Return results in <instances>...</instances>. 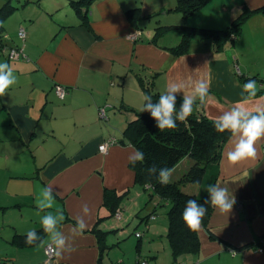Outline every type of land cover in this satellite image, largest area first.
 I'll return each instance as SVG.
<instances>
[{
    "label": "crops",
    "instance_id": "1",
    "mask_svg": "<svg viewBox=\"0 0 264 264\" xmlns=\"http://www.w3.org/2000/svg\"><path fill=\"white\" fill-rule=\"evenodd\" d=\"M7 1L0 0V8ZM9 1L16 10L2 24L1 33L7 36L3 42L22 55L10 60L0 49V62H9L17 77L0 94V264H98L101 258V264H137L140 259L146 264H174L173 254L161 263L159 246L146 243L148 236L154 242L159 236L166 238L168 217L162 223L160 216H167L169 204L152 198L148 185L136 183L129 161L136 149L125 135L126 128L142 112L144 87L150 84L156 93L171 83L184 84L175 94L177 100L182 101L185 93L192 95L194 108L215 120L242 99L244 79L254 78L257 94L244 106L249 111L264 108V0L221 2L216 6L223 22L210 27L191 19L215 0L189 19L174 14L164 22L162 16L172 15L166 6L171 10L176 5L167 0L149 4L92 0L82 4L81 14L72 0ZM137 7L146 17L159 14L156 21L168 26L185 23L224 29L246 11L251 16L240 35L220 49L212 39L197 37L189 52L176 56L162 47L168 38L157 45L152 41L155 30L137 28L128 15ZM21 27L26 30L25 40L19 36ZM201 79L208 82L209 94L197 103L194 83ZM55 85L67 88L64 100L56 96ZM101 108L107 119L100 117ZM109 138L116 143L102 154L99 146ZM235 142L232 137L225 144L214 184L234 194L236 203L228 215L211 205L209 222L199 227L201 252L181 258L185 264H264V252L258 251L264 246V138L256 142L255 157L233 163L227 153ZM193 163L186 157L170 178L179 180L176 172L183 167L181 172L186 173ZM45 186L52 188L56 199L52 209L39 210L37 200ZM191 186L186 187L193 194ZM204 186L197 185L195 193ZM105 189L121 197L115 215L104 204ZM158 203L165 210L155 208ZM84 204L90 210L86 215ZM57 208L65 215L57 230L71 237L73 250L50 258L45 251L50 240L40 218ZM81 216L87 227L83 235L73 236L71 230ZM31 229L40 233L42 242H25ZM94 229L106 233L103 257ZM133 235L138 246L128 260L124 246Z\"/></svg>",
    "mask_w": 264,
    "mask_h": 264
},
{
    "label": "trees",
    "instance_id": "2",
    "mask_svg": "<svg viewBox=\"0 0 264 264\" xmlns=\"http://www.w3.org/2000/svg\"><path fill=\"white\" fill-rule=\"evenodd\" d=\"M92 0L73 1L72 5L79 14L82 11V4L87 2L89 5ZM212 0H176L174 9L169 10L174 14L181 15L184 19H189L197 12L207 6ZM16 7L10 4L8 0L3 7L0 8V47L6 46L3 42L5 35H2V24L4 20L14 11ZM264 10V9H263ZM131 19L139 30H142V22L144 20L156 19L159 14H152L143 16L140 7L134 8L128 12ZM251 13L244 12L236 21L229 27L224 29H209L192 27L185 23H180L174 26L161 25L160 21H156L154 27L155 35L153 42L157 45L159 41L173 32H178L177 40L179 42L175 45L165 44L163 49L168 50L176 56H181L189 52L193 39L201 38L212 39L217 48L220 49L224 44L237 38L243 30V26ZM2 35V36H1ZM4 37V38H3ZM8 59L7 54L2 53ZM14 60V59H10ZM254 79V78H250ZM244 83L249 80L244 79ZM152 84L144 87L146 95H151L153 100H158L160 93L152 90ZM182 101L177 100V111ZM197 103H200L198 101ZM213 121L207 118L203 113L193 108V113L185 121H177V127L173 129L159 130L156 126L154 119L148 112H138L137 119L128 124L125 135L130 139L131 144L135 149L144 152V160L137 162L135 166L130 164L131 169L135 172L136 183L146 187L148 185L153 189V197H158L161 203H168L169 208L167 217L169 221L168 234L170 247L172 250L174 264H185L181 258L186 256H196L201 252V237L199 229L196 231L191 230L183 219V210L188 199H196L198 203H204L207 197L206 187L208 184H214L218 178L219 161L222 156L225 144L232 138L227 131L224 133H217L213 128ZM190 157L193 160V165L184 173L177 181L167 183L161 182L157 179L156 174L149 173L148 169L155 165L157 171L159 168L166 167L171 172L186 158ZM170 172V173H171ZM199 186L205 184L204 190L201 193L191 194L187 185ZM120 196L115 191L105 189L104 204L109 206L112 210V215L116 213L115 209L118 207ZM164 204H156L155 208L162 207ZM156 210H154L155 212ZM211 216V205H208V211L201 221V225L206 226ZM101 245V257L107 249L105 239L106 233H101L100 230H95ZM212 239H217L211 234ZM102 258L98 264H101ZM138 264V263H137Z\"/></svg>",
    "mask_w": 264,
    "mask_h": 264
},
{
    "label": "clouds",
    "instance_id": "3",
    "mask_svg": "<svg viewBox=\"0 0 264 264\" xmlns=\"http://www.w3.org/2000/svg\"><path fill=\"white\" fill-rule=\"evenodd\" d=\"M16 75L9 62H0V94L16 82ZM182 83H171L165 91H162L158 100H153L151 95L144 96L142 112L150 113L159 130L173 129L177 127V121H185L192 113L194 108V97L186 94L177 111L178 91L184 89ZM257 81L249 79L242 85L240 93L242 99L236 102V106L230 110L223 112L213 121V128L217 133H230L231 137L236 138L234 147L228 151L227 157L229 161L236 163L241 160L255 157L257 154L256 142L260 138H264V108H257L255 111H249L245 106V102L255 97L257 94ZM194 92L198 96L200 103H203L209 94V84L201 79L194 83ZM109 148L107 143L99 146L100 152L105 153ZM144 160V152L137 149L129 156L130 163L135 166L137 162ZM149 173L156 174L157 179L163 183H167L170 178L171 170L166 167L159 168L153 165L148 169ZM147 187V185H145ZM207 197L204 203H198L196 199L187 200L183 210V219L186 225L193 231L199 229L203 217L208 211V205H212L222 214H229L236 203L234 194L230 195L227 188L220 187L218 184H208L206 187ZM55 196L52 188L45 186L42 189V198L37 200V208L39 210L52 209ZM87 204L83 205L84 214L89 213ZM64 212L57 208L55 211H46L40 218L43 231L48 234L50 243L45 251L51 250L52 253L59 256L65 252H71L73 245L71 237L65 236L62 230H57V224L60 220H64ZM87 227L84 218L78 217L75 226L72 228V235H83ZM37 241L42 242L40 233L35 229L27 231L25 242L27 244H35Z\"/></svg>",
    "mask_w": 264,
    "mask_h": 264
},
{
    "label": "rangeland",
    "instance_id": "4",
    "mask_svg": "<svg viewBox=\"0 0 264 264\" xmlns=\"http://www.w3.org/2000/svg\"><path fill=\"white\" fill-rule=\"evenodd\" d=\"M17 1V0H16ZM137 1H140L139 3H143V1H145V2H147L148 4L149 3H151V2H157V1H160V0H137ZM238 0H215L214 2L215 3H213L212 5H208L200 14H198V15H196L193 19H191V21L193 22V23H195L196 25H197V23H200L201 25H203V26H206V27H210V26H208V25H213V22H223V15H217V9L219 8V6H216V5H222L221 4V2L222 3H225V2H227V4L229 5H232V4H234V3H236ZM166 3H174V5L176 4V2H175V0H167V2ZM209 4H211V3H209ZM171 5V4H170ZM166 9H169L170 10V8H168V6H166ZM165 9V10H166ZM161 13H164V12H161ZM171 14L172 15H168V16H162V20H163V22H164V20L165 19H169V18H171V17H169V16H173L174 15V12H171ZM13 16V15H12ZM153 21V23L151 22H149V20L147 21V20H145L144 22H142V24H141V26H142V28L144 29V31H154V27H156L155 25H156V19H153L152 20ZM194 24V25H195ZM193 25V24H192ZM195 25V26H196ZM216 25V24H215ZM194 26V27H195ZM200 27V26H199ZM178 32L176 33V32H173V33H171L170 35H169V39L167 40V43H169V44H173V43H175V45L179 42V40H177V36H178ZM178 37H180V36H178ZM182 169H183V167H181L180 168V170H178V172H176L178 175H177V178L179 177H181V175L182 174H184L185 172V170L183 171V172H181L182 171ZM182 173V174H181ZM174 174V173H173ZM170 180H172V181H175V179H173V175L171 176V178H170ZM190 186H191V184H190ZM189 187V186H188ZM188 187L187 188H184L183 187V189L186 191L187 189H188ZM191 190H193L194 192H195V190H196V186L195 185H192L191 186ZM151 208V207H150ZM161 209H164L165 210V208H163V207H160L159 208V210H161ZM168 211V210H167ZM146 212H148V210L146 209ZM159 214H163V212L162 211H159L158 212ZM165 215H161L160 216V219H161V221H162V223L164 222V220H166V218H167V216L166 217H164ZM168 220V219H167ZM161 235V234H160ZM163 235V234H162ZM158 240L159 241H157V242H154V240H153V237H151V236H148L147 237V239H146V243L148 244V245H150V246H155L156 244L159 246V248H160V252H161V256L163 257V259H162V261H161V263H163L164 262V258H166V259H169L170 258V256H172V251L170 250V243H169V239L167 238V235H166V238H165V236L163 235V236H159V238H158ZM161 240V241H160ZM128 245H125L124 246V249H125V253L126 254H128V255H130V256H127V259L129 260V259H133V257H134V254L136 253V249H137V246H138V238L135 236V235H133V236H131L129 239H128ZM142 244V243H141ZM139 245H140V243H139ZM130 246V247H129ZM151 248H153V247H151ZM124 249H123V251H124ZM147 249H149V248H147ZM135 250V251H134ZM131 251H133L134 252V254L133 255H131Z\"/></svg>",
    "mask_w": 264,
    "mask_h": 264
},
{
    "label": "built area",
    "instance_id": "5",
    "mask_svg": "<svg viewBox=\"0 0 264 264\" xmlns=\"http://www.w3.org/2000/svg\"><path fill=\"white\" fill-rule=\"evenodd\" d=\"M19 36L22 40H25L26 38V30L24 27H21L19 30ZM139 36V33L137 32L134 36L133 39H137ZM5 38H7V36H5ZM1 51H3V53L6 52L7 56L9 57V59H19L20 56L22 55V52L20 51V49H9L8 47L4 46V47H0ZM54 92L56 94V96L60 99V100H64L67 95H68V90L66 87L61 86V85H55L54 87ZM100 117L103 119H107V115H106V110L104 108L100 109ZM107 143L109 145V148L114 145L116 143V139L114 138H109L107 140L104 141L103 144ZM108 148V150H109ZM108 150L105 153L102 154H106L108 152ZM119 215V214H117ZM140 233L137 234V237H140ZM48 248V246L46 247ZM259 252H264V246L260 247L258 249ZM47 254L50 258H52L53 256H55L54 253L51 252V250L47 251ZM138 264H146V262L142 259L139 260Z\"/></svg>",
    "mask_w": 264,
    "mask_h": 264
}]
</instances>
